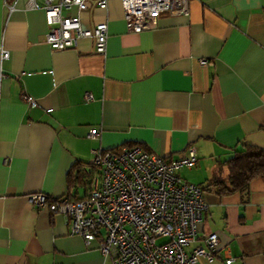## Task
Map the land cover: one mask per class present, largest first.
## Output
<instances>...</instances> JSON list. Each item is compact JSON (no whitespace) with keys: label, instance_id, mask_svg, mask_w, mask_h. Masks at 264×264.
I'll return each mask as SVG.
<instances>
[{"label":"crops","instance_id":"crops-1","mask_svg":"<svg viewBox=\"0 0 264 264\" xmlns=\"http://www.w3.org/2000/svg\"><path fill=\"white\" fill-rule=\"evenodd\" d=\"M28 2L9 13L0 0V264H110L27 197L81 198L70 172L87 177L93 150L129 146L165 160L194 148L196 166L178 174L203 188L207 210L186 252L219 240V258L197 264H264V177L246 192L221 194L213 183L227 180L234 153L264 149V0H189L188 15L162 13L141 33L126 31L120 0L90 4L80 23L107 25L104 56L91 39L51 50L44 14Z\"/></svg>","mask_w":264,"mask_h":264},{"label":"built area","instance_id":"built-area-1","mask_svg":"<svg viewBox=\"0 0 264 264\" xmlns=\"http://www.w3.org/2000/svg\"><path fill=\"white\" fill-rule=\"evenodd\" d=\"M10 13L16 0H2ZM29 0V8L44 14L48 31L45 45L51 50L65 51L75 48L80 39H91L94 52L104 56L108 37L106 24L92 30L81 26L79 14L90 4L100 10L107 9L108 0ZM126 31L141 33L156 26L162 13L188 15L189 0H120ZM72 8L73 17L63 16ZM7 52L0 48L1 63ZM209 63L199 60V65ZM19 99L28 109L37 105L30 97L20 93ZM86 101L90 100L85 95ZM90 130L88 137H97ZM91 179L87 196L80 200L68 197L54 198L42 193L27 197L28 204L47 209L59 216L71 236L79 237L87 246L97 243L103 259L110 264H197L201 260L212 263L219 258V240L216 234L202 239L203 245L190 252L186 249L197 241L198 225L207 205L201 186L184 181L181 169L191 170L197 164L194 148L176 160H165L145 152L139 146L119 150H93ZM228 258L224 264H232Z\"/></svg>","mask_w":264,"mask_h":264},{"label":"trees","instance_id":"trees-1","mask_svg":"<svg viewBox=\"0 0 264 264\" xmlns=\"http://www.w3.org/2000/svg\"><path fill=\"white\" fill-rule=\"evenodd\" d=\"M133 147V146H129ZM227 166V180L215 178L213 183L218 187L219 192L234 193L246 192L251 182L258 178L264 177V149L258 147H246L243 151L234 153L227 161H224ZM89 169L92 170L90 164ZM69 185L77 184L78 179L81 181V186L84 188V194L81 198L68 197L71 200H80L87 196L91 179L85 175L76 177L72 172L69 176ZM203 189V188H202Z\"/></svg>","mask_w":264,"mask_h":264}]
</instances>
